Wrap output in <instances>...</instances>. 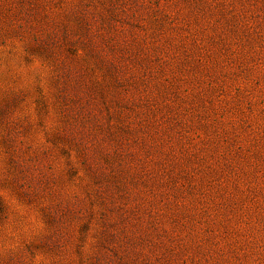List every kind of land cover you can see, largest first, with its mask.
Segmentation results:
<instances>
[{"label":"rangeland","instance_id":"1","mask_svg":"<svg viewBox=\"0 0 264 264\" xmlns=\"http://www.w3.org/2000/svg\"><path fill=\"white\" fill-rule=\"evenodd\" d=\"M0 264H264V0H0Z\"/></svg>","mask_w":264,"mask_h":264}]
</instances>
